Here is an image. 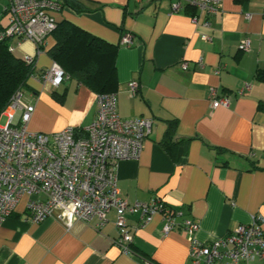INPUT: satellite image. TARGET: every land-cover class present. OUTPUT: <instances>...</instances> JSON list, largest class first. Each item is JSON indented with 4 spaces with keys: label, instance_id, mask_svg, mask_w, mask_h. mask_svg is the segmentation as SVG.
<instances>
[{
    "label": "crops",
    "instance_id": "obj_1",
    "mask_svg": "<svg viewBox=\"0 0 264 264\" xmlns=\"http://www.w3.org/2000/svg\"><path fill=\"white\" fill-rule=\"evenodd\" d=\"M82 1L88 12L64 9L57 22L69 20L116 46L119 115L154 119L141 157L118 163L121 196L164 200L199 223L197 237L204 242L250 223L253 216L264 218V81L256 77L264 70V0H223L210 16L195 6L189 12L184 3L172 12L175 0ZM8 2L0 0L2 27L9 23ZM126 33L133 35V44L121 42ZM244 39L251 41L249 51L241 49ZM54 43L50 35L39 55L30 41L14 53L34 56L40 75L54 62L48 53ZM131 82L139 86L135 95ZM246 84L249 89L239 94ZM25 88L23 100L35 106L32 131L84 128L96 117L97 93L76 80L53 87L30 77ZM212 88L230 97L228 108L213 107ZM171 120L176 128L169 150ZM27 200L23 196L0 225V264H190L187 233L174 229L164 235L162 214L142 225L139 213H127L134 253L126 254L115 243L114 211L102 228L96 219L67 227L54 217L32 221Z\"/></svg>",
    "mask_w": 264,
    "mask_h": 264
},
{
    "label": "built area",
    "instance_id": "obj_2",
    "mask_svg": "<svg viewBox=\"0 0 264 264\" xmlns=\"http://www.w3.org/2000/svg\"><path fill=\"white\" fill-rule=\"evenodd\" d=\"M183 3L210 16L221 10L223 0H175L172 12L181 11ZM61 10L59 0H9L4 8L9 23L0 27V41L6 42L13 53L22 43L30 41L35 46V54L39 55L57 27L56 14ZM246 17L251 15L246 14ZM209 25L210 21L206 20L205 26ZM203 38L211 40L206 34ZM121 42L133 44V35L124 34ZM241 49L249 51L251 41L244 39ZM23 59L31 63L34 56L26 55ZM182 68L188 69V63L183 62ZM31 78L53 87L71 80L55 61L44 73H34ZM138 87L137 82H131L130 93L135 95ZM249 87L246 84L239 94ZM210 96L214 108L230 106V97L219 96L216 88L210 90ZM96 100V117L88 126H69L48 134L29 129L35 106L23 100L22 89L13 94L0 116L7 118L6 125H0V225L14 212L21 198L27 196V210L32 221L38 223L54 217L71 227L76 221L90 223L96 219L95 226L102 228L109 213L114 211L118 230L115 243L126 254L134 253L126 217L130 212L140 214L142 225L156 214H162L164 235L174 229L184 230L190 242V264H251L264 259L262 216H253L250 223L204 242L197 237L199 223L185 217L182 210L172 208L164 200L155 198L143 202L122 197L118 186V163L141 157L154 119L122 118L118 112L117 92L97 93ZM178 218H182L181 221H177Z\"/></svg>",
    "mask_w": 264,
    "mask_h": 264
},
{
    "label": "trees",
    "instance_id": "obj_3",
    "mask_svg": "<svg viewBox=\"0 0 264 264\" xmlns=\"http://www.w3.org/2000/svg\"><path fill=\"white\" fill-rule=\"evenodd\" d=\"M62 10L76 14L89 11L82 0H59ZM189 12L195 7L187 5ZM187 10V11H188ZM2 27V26H0ZM54 45L48 50L71 80H76L96 93L116 92L118 88L116 54L117 47L69 20L57 22L51 34ZM35 73L34 61L29 63L8 49L6 42L0 41V116L9 105L13 94L28 84ZM256 77L264 81V70H258ZM176 120L169 121L165 141L169 150L173 149L171 136L174 135Z\"/></svg>",
    "mask_w": 264,
    "mask_h": 264
},
{
    "label": "rangeland",
    "instance_id": "obj_4",
    "mask_svg": "<svg viewBox=\"0 0 264 264\" xmlns=\"http://www.w3.org/2000/svg\"><path fill=\"white\" fill-rule=\"evenodd\" d=\"M8 20V16H5V22ZM23 93H24V99L26 98V96H27V94L29 93L28 92V89L27 88H25V87H23ZM6 122H7V118L6 117H4V116H2L1 118H0V125L1 126H4V125H6Z\"/></svg>",
    "mask_w": 264,
    "mask_h": 264
}]
</instances>
